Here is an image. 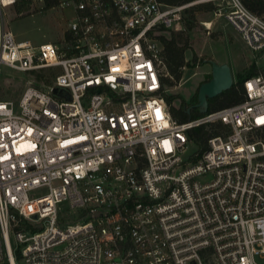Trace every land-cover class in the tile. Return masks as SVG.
<instances>
[{"label":"built area","instance_id":"2783aa9c","mask_svg":"<svg viewBox=\"0 0 264 264\" xmlns=\"http://www.w3.org/2000/svg\"><path fill=\"white\" fill-rule=\"evenodd\" d=\"M34 1L0 0V76L27 83L0 99V264H264V19L206 0L256 74L240 103L178 123L155 35L191 4L39 0L63 25L34 45L3 24Z\"/></svg>","mask_w":264,"mask_h":264},{"label":"rangeland","instance_id":"374dc122","mask_svg":"<svg viewBox=\"0 0 264 264\" xmlns=\"http://www.w3.org/2000/svg\"><path fill=\"white\" fill-rule=\"evenodd\" d=\"M36 1L22 14L17 13L16 8H6L3 11L4 28L11 31L18 40H29L34 45L59 40L63 25L62 13L48 7L45 1ZM186 4L191 5L182 13L180 29L157 32L155 36L158 39L175 38L185 49L181 80L174 87L166 88V95L179 97L172 102L173 108L178 109L183 104L189 111L197 104L200 85L210 80V61L227 64L233 84L239 77L242 80L246 78L244 76L254 61L251 51L238 34L226 24L222 16L215 15L218 10L224 13L225 4L206 0H194ZM26 85L25 79L1 75L0 99L16 101ZM189 143L190 151L198 149L190 139ZM257 262L261 263L259 260Z\"/></svg>","mask_w":264,"mask_h":264},{"label":"trees","instance_id":"16d2710c","mask_svg":"<svg viewBox=\"0 0 264 264\" xmlns=\"http://www.w3.org/2000/svg\"><path fill=\"white\" fill-rule=\"evenodd\" d=\"M166 3H172L176 5H182L194 0H163ZM243 5L255 15L264 19V0H242ZM24 5H18L16 7L17 13H21L24 10ZM162 45V58L167 73L170 78L163 79V85L166 88H172L177 83L180 82L182 76V68L184 67V52L185 49L180 46L175 38L166 39L164 37L159 38ZM256 74V67L251 64L248 73L244 77H249ZM211 76H208V80ZM242 80V77H239L237 82L232 85V87L223 92L216 98L208 100V112L212 113L233 105L240 103L243 100L242 92V83L246 79ZM178 96H167L165 95V102L169 108V112L172 118L178 123H185L190 120H195L200 118L202 115L199 113V109L196 105L190 110H186L183 104L180 105L178 109H175L171 106L172 102L178 99ZM218 126H215L211 129V132H207L203 127L195 128L189 133V139L198 147V152H203L206 149L207 139L211 134L217 133Z\"/></svg>","mask_w":264,"mask_h":264},{"label":"water","instance_id":"95a60500","mask_svg":"<svg viewBox=\"0 0 264 264\" xmlns=\"http://www.w3.org/2000/svg\"><path fill=\"white\" fill-rule=\"evenodd\" d=\"M209 63L211 66V78L206 83L201 84L197 92L196 107L201 115H205L208 112V100L218 97L233 85L232 74L227 64H217L213 61Z\"/></svg>","mask_w":264,"mask_h":264}]
</instances>
